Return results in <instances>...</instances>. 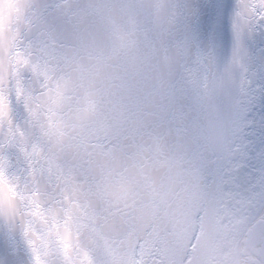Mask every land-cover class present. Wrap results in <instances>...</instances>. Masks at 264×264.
<instances>
[{"label": "snow or ice", "instance_id": "obj_1", "mask_svg": "<svg viewBox=\"0 0 264 264\" xmlns=\"http://www.w3.org/2000/svg\"><path fill=\"white\" fill-rule=\"evenodd\" d=\"M0 264H264V0H0Z\"/></svg>", "mask_w": 264, "mask_h": 264}]
</instances>
